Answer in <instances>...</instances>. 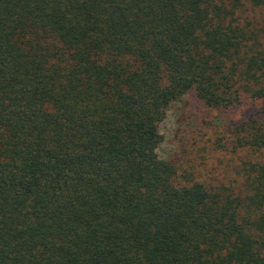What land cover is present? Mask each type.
<instances>
[{"label": "trees", "instance_id": "obj_1", "mask_svg": "<svg viewBox=\"0 0 264 264\" xmlns=\"http://www.w3.org/2000/svg\"><path fill=\"white\" fill-rule=\"evenodd\" d=\"M264 0H0V264H264ZM221 111L240 189L179 176L159 127ZM228 148V149H229Z\"/></svg>", "mask_w": 264, "mask_h": 264}, {"label": "rangeland", "instance_id": "obj_2", "mask_svg": "<svg viewBox=\"0 0 264 264\" xmlns=\"http://www.w3.org/2000/svg\"><path fill=\"white\" fill-rule=\"evenodd\" d=\"M239 21L258 28L264 23L260 7L245 3ZM251 103L221 111L202 104L193 92L168 110L159 130L163 141L157 149L159 158L177 167L179 176L209 186L240 189L244 163L260 158L252 152L233 153L227 148L229 131L244 116L253 112Z\"/></svg>", "mask_w": 264, "mask_h": 264}]
</instances>
